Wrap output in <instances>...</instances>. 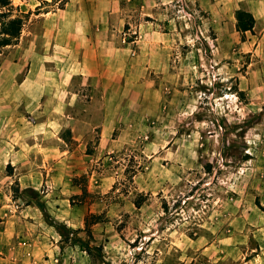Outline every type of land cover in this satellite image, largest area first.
<instances>
[{
	"label": "rangeland",
	"instance_id": "rangeland-1",
	"mask_svg": "<svg viewBox=\"0 0 264 264\" xmlns=\"http://www.w3.org/2000/svg\"><path fill=\"white\" fill-rule=\"evenodd\" d=\"M227 2L1 0L24 24L0 48V104L10 90L21 101V75L6 74L42 66L45 36L65 45L82 28L94 43L127 45L126 78L147 113L128 99L133 86L115 81L106 99L72 84L70 99L29 107V120L60 117L38 133L55 136L34 137L57 147L27 165L37 188L21 189L0 160V180L13 174L11 198L0 200V264H264L263 66L240 51L233 18L218 19L214 3ZM114 139L123 145L110 147ZM32 204L51 232L22 215Z\"/></svg>",
	"mask_w": 264,
	"mask_h": 264
},
{
	"label": "crops",
	"instance_id": "crops-1",
	"mask_svg": "<svg viewBox=\"0 0 264 264\" xmlns=\"http://www.w3.org/2000/svg\"><path fill=\"white\" fill-rule=\"evenodd\" d=\"M214 4L218 6L216 10L220 9V13H222V16H218V19L220 20L223 18L231 20L233 18L235 27V12L237 10L252 13L255 18L254 28L252 31L241 33L244 39H240L239 47L241 52L251 54L253 59L259 56L263 66L261 67V73L264 74V0H228V2L223 3L222 6L219 3ZM77 32L80 34H77ZM87 32L84 33L82 28L76 30V32L74 30L67 35V43L65 45H59V42L51 39L55 36L54 32L52 35L45 36L43 39L46 44L43 52L45 59L42 61V66L37 68L32 66L29 68L30 65H27L24 69H21L20 72L10 70L6 74L10 82L16 80L18 76L21 75V101L13 102L11 100L13 91L10 90L5 92L6 97L4 103L0 104V160H2L4 164L6 163V167L11 165L14 168L15 177L18 178L21 189H25L28 186L37 188L39 185H34L35 183H32L33 171H29V167L27 166L31 163L34 152L37 150L42 160H47L45 158L47 155L46 153L51 154L56 152L55 147L57 146H55L54 143H52L51 146L45 143L40 144V142L34 141V137L37 138V134L40 133L39 129L44 127L45 124L47 125L51 121L54 123L60 121L58 119L60 117L43 113L36 114L29 120L25 113L29 111L30 106L36 104L34 105L36 109L33 111V113H35V111L45 108L47 104L54 105V103H61L59 99L63 101L70 99V95L74 94L69 88V85L72 84H77L82 90H97L100 92L101 97L106 99L110 96L109 87H111L110 85L115 81L120 88L129 85L133 86L132 95L127 98L133 100V106L141 104L140 113L143 115L147 113H144L146 109L141 101L144 96L142 90L138 89L135 84L129 83L126 78L125 73L126 70H128L127 67L128 65H132L131 57L129 55L128 58L125 57L127 45L116 47L112 40L108 41L109 36L107 35L105 36V43L101 42V44H99L97 41L94 43L91 40L92 37L88 36ZM139 42L141 41H136L138 44ZM48 43H50V45ZM110 43H113L115 48L110 49ZM47 47H50L48 48L50 50H47ZM133 54L136 55V53ZM49 66L52 67L50 68ZM252 66L250 68H252ZM146 84L150 86L152 83L147 81ZM1 94L3 95V93ZM117 102L121 108L126 105L125 98H120ZM19 106H21L25 112H21ZM119 114L120 115L115 120L126 121L124 115L122 113ZM66 116L70 120L74 119L71 115ZM128 119L130 121H136V119ZM143 119L144 118H141L139 120L142 121ZM103 120L113 121L114 119L106 115ZM51 126L54 128L53 124ZM29 127H32L31 132ZM55 131V129L46 128V130H44V135L43 133L40 135L38 134V138L42 139L50 135L55 136ZM134 134L138 136V130H135ZM119 137L122 138V136H117V138ZM109 145L112 148H117L122 146L123 143L120 139H114ZM36 157L39 159L38 155ZM52 159L53 156L48 160L52 161ZM44 164L45 162H43V165ZM12 175L13 174L2 172V178L0 180L1 201L11 198L7 183L8 180H12ZM0 210L2 213H6L5 209L0 208ZM21 211L22 215L26 216V218H33V220L37 222L36 227L40 226L39 229L42 231L51 232L53 230V227L46 225L44 217L35 205L24 206Z\"/></svg>",
	"mask_w": 264,
	"mask_h": 264
},
{
	"label": "trees",
	"instance_id": "trees-1",
	"mask_svg": "<svg viewBox=\"0 0 264 264\" xmlns=\"http://www.w3.org/2000/svg\"><path fill=\"white\" fill-rule=\"evenodd\" d=\"M23 24L22 16H13L10 11H4L0 7V48L11 45L19 39ZM254 24L255 18L252 13L243 10L236 11V28L239 32L252 31Z\"/></svg>",
	"mask_w": 264,
	"mask_h": 264
}]
</instances>
